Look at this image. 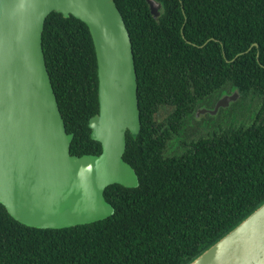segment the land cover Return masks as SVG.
Instances as JSON below:
<instances>
[{
  "label": "trees",
  "instance_id": "trees-1",
  "mask_svg": "<svg viewBox=\"0 0 264 264\" xmlns=\"http://www.w3.org/2000/svg\"><path fill=\"white\" fill-rule=\"evenodd\" d=\"M158 1L155 17L147 0H116L133 42L142 121L127 134L124 158L140 185L108 186L115 213L66 228L25 225L0 202V264H189L264 202V0ZM43 47L75 134L72 154H100L89 126L100 104L88 25L54 11ZM231 90L260 99L252 121L168 155L187 118Z\"/></svg>",
  "mask_w": 264,
  "mask_h": 264
},
{
  "label": "water",
  "instance_id": "water-1",
  "mask_svg": "<svg viewBox=\"0 0 264 264\" xmlns=\"http://www.w3.org/2000/svg\"><path fill=\"white\" fill-rule=\"evenodd\" d=\"M147 2L158 17L162 3ZM54 11L85 22L93 38L100 107L89 126L100 154L71 152L75 134L67 130L43 47ZM138 89L133 42L116 0H0V202L16 220L66 228L115 213L106 188L140 185L124 158L128 132L142 127ZM237 96L222 97L211 114ZM189 264H264V202Z\"/></svg>",
  "mask_w": 264,
  "mask_h": 264
},
{
  "label": "rangeland",
  "instance_id": "rangeland-1",
  "mask_svg": "<svg viewBox=\"0 0 264 264\" xmlns=\"http://www.w3.org/2000/svg\"><path fill=\"white\" fill-rule=\"evenodd\" d=\"M238 91H225L220 94L218 100L226 95H233ZM216 100L215 103H217ZM260 99L248 96L242 98L238 93L235 100H231L226 106H220L218 111L214 114L196 113L191 114L185 121L184 126L178 134H174L172 139L169 141L166 153L168 155L178 154L185 151L188 145L193 139L208 136L213 132L227 129L233 126H239L247 124L255 117L253 114L259 105ZM204 106L205 108H212L214 106ZM168 113L167 108H162L159 112L160 119L166 118Z\"/></svg>",
  "mask_w": 264,
  "mask_h": 264
},
{
  "label": "flooded vegetation",
  "instance_id": "flooded-vegetation-1",
  "mask_svg": "<svg viewBox=\"0 0 264 264\" xmlns=\"http://www.w3.org/2000/svg\"><path fill=\"white\" fill-rule=\"evenodd\" d=\"M217 104V103H216ZM216 106V105H215ZM205 108V107H204ZM207 109V111L205 112V113H209V114H211V112H210V110H213L212 108H206ZM214 109H215V107H214ZM219 109V108H218ZM218 111V110H217Z\"/></svg>",
  "mask_w": 264,
  "mask_h": 264
}]
</instances>
